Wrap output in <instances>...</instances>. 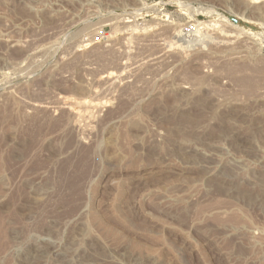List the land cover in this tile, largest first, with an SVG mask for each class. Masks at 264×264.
<instances>
[{"label":"rangeland","instance_id":"1","mask_svg":"<svg viewBox=\"0 0 264 264\" xmlns=\"http://www.w3.org/2000/svg\"><path fill=\"white\" fill-rule=\"evenodd\" d=\"M0 264H264V0H0Z\"/></svg>","mask_w":264,"mask_h":264},{"label":"bare ground","instance_id":"2","mask_svg":"<svg viewBox=\"0 0 264 264\" xmlns=\"http://www.w3.org/2000/svg\"><path fill=\"white\" fill-rule=\"evenodd\" d=\"M259 1H260V0H259ZM261 1H262V0H261ZM178 4H179V3H178ZM190 7H191V6H190ZM202 8H203V7H202ZM205 8H206V7H205ZM142 9H143V8H142ZM190 9H191V8H190ZM192 9H193V8H192ZM140 11H141V10H140ZM195 11H197V10H195ZM147 12H148V11H147ZM152 12H153V11H152ZM157 12H158V11H157ZM209 12H210V11H209ZM189 13H190V12H189ZM211 13H212V12H211ZM166 14H167V13H166ZM192 14H193V13H192ZM167 15H168V14H167ZM167 15H166V16H167ZM164 16H165V15H164ZM239 17H240V16H239ZM242 18H243V17H242ZM166 19H167V18H166ZM226 21H227V20H226ZM244 21H246V18H245ZM171 22H172V21H171ZM242 22H243V21H242ZM172 23H173V22H172ZM201 24H202V23H201ZM233 26H234V25H233ZM134 27H135V26L133 25V27L130 28V30L133 29ZM136 27H137V26H136ZM138 27H139V26H138ZM196 27H197V26H196ZM249 27H250V26H249ZM137 29H138V28H134L133 30H135V32H136ZM144 29H145V27H144ZM144 29H143V30H144ZM133 30H132V31H133ZM238 30H239V29H238ZM133 32H134V31H133ZM188 32H192V31L189 30ZM235 33H236V32H235ZM194 34H195V33H194ZM174 35H175V34H174ZM177 35H178V36H184V35L186 36V34H184L183 31H181V30H180V31L178 30ZM188 35H189V34H188ZM185 36H184V37H185ZM174 37H175V36H174ZM185 38H186V37H185ZM187 39H188V38H187ZM208 39H209V38H208ZM179 40H180V39H179ZM194 40H195V39H194ZM194 40H193V41H194ZM188 41H190V40H188ZM174 42H175V40L173 41V43H174ZM176 43H177V42H176ZM178 43H180V42L178 41ZM190 43H191V42H190ZM183 44H184V41H183ZM183 44H178L179 46H178V45H176V46H178V47H183ZM189 45H190V44H189ZM171 47H172V46H171ZM176 48H177V47H176ZM86 104H87V103H86ZM83 107H84V106H83Z\"/></svg>","mask_w":264,"mask_h":264}]
</instances>
